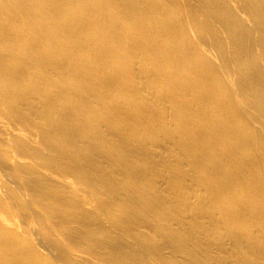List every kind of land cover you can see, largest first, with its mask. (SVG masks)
Masks as SVG:
<instances>
[{
    "label": "bare ground",
    "instance_id": "obj_1",
    "mask_svg": "<svg viewBox=\"0 0 264 264\" xmlns=\"http://www.w3.org/2000/svg\"><path fill=\"white\" fill-rule=\"evenodd\" d=\"M0 264H264V0H0Z\"/></svg>",
    "mask_w": 264,
    "mask_h": 264
}]
</instances>
